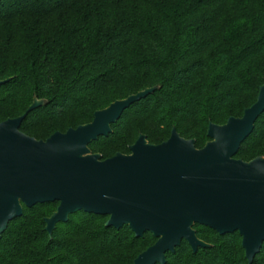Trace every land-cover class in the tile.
I'll return each mask as SVG.
<instances>
[{
	"label": "trees",
	"instance_id": "trees-1",
	"mask_svg": "<svg viewBox=\"0 0 264 264\" xmlns=\"http://www.w3.org/2000/svg\"><path fill=\"white\" fill-rule=\"evenodd\" d=\"M0 122L45 140L86 124L115 100L154 88L88 148L102 159L129 153L139 134L159 144L174 128L201 148L209 123L240 117L264 82V0H0ZM264 157V111L234 155ZM58 202L23 206L0 238V264H132L155 242L108 215L77 211L49 235ZM206 246L181 240L164 264L251 263L241 236L193 226ZM159 264V263H156Z\"/></svg>",
	"mask_w": 264,
	"mask_h": 264
},
{
	"label": "water",
	"instance_id": "water-1",
	"mask_svg": "<svg viewBox=\"0 0 264 264\" xmlns=\"http://www.w3.org/2000/svg\"><path fill=\"white\" fill-rule=\"evenodd\" d=\"M153 89L115 100L95 111L90 122L45 140L19 129L41 100H34L22 115L1 121L0 238L23 206L57 201L45 219L49 235L56 223L77 211L108 215L106 226L127 224L136 237L151 233L155 242L132 264H164L166 252H174L181 240L193 252L206 246L197 238L195 224L219 234L237 231L251 263L264 242V157L243 161L234 155L264 111V82L242 116H231L221 125L209 123V139L201 148L173 128L159 144L139 134L129 154L102 159L92 153L88 144L107 136L122 112Z\"/></svg>",
	"mask_w": 264,
	"mask_h": 264
},
{
	"label": "rangeland",
	"instance_id": "rangeland-1",
	"mask_svg": "<svg viewBox=\"0 0 264 264\" xmlns=\"http://www.w3.org/2000/svg\"><path fill=\"white\" fill-rule=\"evenodd\" d=\"M206 142H207V141H206ZM206 142H205V143H206ZM132 144H133V143H132ZM130 145H131V144H130ZM130 145H129V146H130ZM129 146H128V150H129ZM116 153L129 154L130 151H129V153H124V152H116ZM116 153H115V154H116ZM115 154H114V155H115ZM55 210H56V208H55ZM55 210H54V211H55ZM54 211H53V212H54ZM53 212H52V213H53Z\"/></svg>",
	"mask_w": 264,
	"mask_h": 264
}]
</instances>
